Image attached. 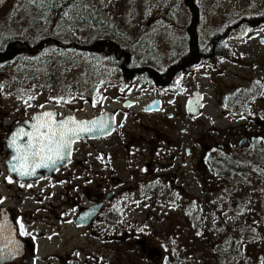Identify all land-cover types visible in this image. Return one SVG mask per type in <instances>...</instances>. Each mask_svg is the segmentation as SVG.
<instances>
[{"label":"rangeland","instance_id":"1","mask_svg":"<svg viewBox=\"0 0 264 264\" xmlns=\"http://www.w3.org/2000/svg\"><path fill=\"white\" fill-rule=\"evenodd\" d=\"M69 2L58 4L64 6L59 9L58 27L62 31L78 5L71 7ZM95 2L103 5L104 15L135 47L130 64L148 76L155 75L152 70L164 72L162 66L176 63L186 49L191 15L184 0L91 1ZM201 2V35L221 36L235 59L222 60L219 68L202 64L198 73L175 76L179 101L177 117L172 119L146 115L145 107L161 94L145 73L132 78V89L124 90L119 64L111 59L49 49L33 59L0 64V198L21 216L33 211L25 220L30 217L38 232L46 235L39 241V264H264V181L257 183L248 176L249 184L236 186L211 164L215 151L220 150L223 158L228 145L237 148L232 156L235 162L243 163L244 151L238 147L249 132L264 145V45L259 41L264 38V26L245 24L264 15V0ZM36 3L0 0V42L21 31L35 14ZM54 24L57 28L55 19ZM225 28L232 30L224 32ZM256 33L259 36L251 40ZM195 92L205 97L199 119L190 118L184 108ZM121 95L135 106L125 108ZM57 97L62 99L57 101ZM52 108L80 119L93 118L101 111L120 112L114 138L78 147L77 152L112 154L117 159L114 168L126 184L136 186L130 174L152 164L141 173L153 189L152 200L140 204L132 190V196L123 198L120 206L122 212L125 209L124 216L132 220L130 226L139 229L130 241H103L99 230L78 229L71 219L79 203V194L74 191L51 184L46 192L53 197L47 199L50 204L45 207L36 195L19 193L7 179L3 169L8 152L1 149L2 140L16 125ZM248 117L259 119V127L248 124ZM196 141L206 150V160L199 165L185 158V149ZM208 146L212 151L206 149ZM174 156L180 158L174 160ZM119 221L128 222L125 218ZM123 226L118 238L126 232ZM34 230L28 227L27 231L40 237ZM250 234L256 241H248L245 235ZM241 236L247 243L242 250L245 257L237 251Z\"/></svg>","mask_w":264,"mask_h":264},{"label":"trees","instance_id":"2","mask_svg":"<svg viewBox=\"0 0 264 264\" xmlns=\"http://www.w3.org/2000/svg\"><path fill=\"white\" fill-rule=\"evenodd\" d=\"M64 1L65 4H68L69 0H36L37 3L34 4L36 12L27 20V24L21 28L19 33L0 42V64H12L24 58L33 59V57L40 56L49 49H57L114 60L119 64L118 75L122 77V81L125 83L145 73V71L142 72L140 68L133 67L130 64L131 59L129 57L134 52L133 49L135 47L127 40L124 34H119L111 18L104 15L102 11L103 5H99L97 2L92 4V0H70L69 4L71 3V7H74L75 3L78 5L73 8L71 18L66 20V26H64L63 31L60 30L58 25L61 16L59 9L61 7L58 4L59 2L64 4ZM184 1L191 15V25L187 30L189 34L187 47L182 54L178 55L180 61L178 60L177 63L182 67V73H188L189 68L193 64L205 63L215 66L219 65L222 60H234L235 58H233V54L230 51L231 48L224 44L226 40L222 39L221 36L214 35L210 38H204L201 35L199 30L202 25L201 22H203L200 12L203 10L202 0ZM54 14L59 15L54 18ZM263 16L257 19L251 18L245 24L252 28L264 26ZM54 19L58 22L57 28H55ZM231 30L230 28H225L223 31L228 32ZM178 64L173 66L177 67ZM152 72L155 75L157 74V76L152 74L151 76L159 84L169 82L172 78L170 74H162L158 69L156 71L152 70ZM245 99L247 100V97ZM234 158L227 157L225 154L221 158L219 154H215V157L211 159V164L217 165L221 175L231 180L236 186L249 184L250 178L257 180V183H259V179L264 181V145H259V142L254 140L251 146L244 149V157L242 158L246 159L243 163H236ZM244 176H250V178L248 177L249 179H247ZM124 224L127 232L119 240L130 241L131 237L137 234L138 227L136 228L135 225L130 226L128 222L124 221L110 223V227L112 229H115V227L124 228ZM128 231L132 232L130 239L126 236ZM245 236H248L250 243L256 241L254 235ZM240 240L241 242H238L240 243V248L237 251L241 254L240 256L245 257L242 250L247 248V243L242 241V236Z\"/></svg>","mask_w":264,"mask_h":264},{"label":"flooded vegetation","instance_id":"3","mask_svg":"<svg viewBox=\"0 0 264 264\" xmlns=\"http://www.w3.org/2000/svg\"><path fill=\"white\" fill-rule=\"evenodd\" d=\"M173 63V62H171ZM193 67H190L194 73H198V68L200 66L199 63L193 64ZM165 73H178L181 67H174L173 65L169 64V62L163 66ZM181 76V74H179ZM178 76V77H179ZM194 75L190 76L193 77ZM208 78V74L205 75ZM178 78L173 79L170 82L158 84V82L153 78L154 88L156 91L161 94L160 97L154 98L152 100L156 101L159 100V111L153 113H147L148 116L159 115V117H165L168 119H172L177 117V108L176 105L178 104L179 99L177 98V88L179 87V80ZM132 89V85L129 83L126 84L124 90L129 91ZM176 91V92H175ZM169 94V95H168ZM121 101L123 102V106L127 102V98L125 95H121ZM189 99V98H188ZM187 99V101H188ZM187 101L185 107L187 105ZM184 107V108H185ZM186 110V108H185ZM109 111H101L97 115L104 114ZM117 117L119 118L120 112H115ZM96 115V116H97ZM180 117V116H179ZM191 118V117H190ZM247 123H252L259 127V119H253L252 117H248L246 119ZM185 130H183V133ZM115 134L110 135L108 137H101L96 140H84L81 141L75 147L74 154L72 155L73 158L70 162V165L62 168L56 175L50 178H45L41 180H27V181H18L13 177L11 178V182L14 186H16L19 193L23 194H32L36 195V198L39 199V204H43V206L47 207V199L53 197V193L48 194L46 191L51 184L63 186V188L69 190L70 192L74 191L75 193L79 194V198L77 201V208L72 213V223H75L78 229H90L95 233L96 230H99L103 233V225L106 222H113L118 220L119 216V205L123 204V198L131 197L130 194L135 192V198H137L138 203L146 204L148 201L152 200L153 189L151 185L146 183L145 177L142 176V171L145 168H149L152 166L151 163L148 166H144L143 170L139 167L135 170V172L131 173L130 176L135 180L136 186H132L133 184L128 183L127 181L121 178L120 172L116 171L114 165L117 163V159L115 156L107 154L104 151H83L80 154L77 152L78 147L90 145L93 146L96 143H102L108 140H111L116 136ZM256 138V135L249 132V136L244 138L245 144H240L238 147L240 151H244V149L248 148L252 145L253 139ZM197 148H199L197 150ZM1 149L6 150L8 152V138L2 140ZM205 147L201 146V143L198 141L192 142V146L185 149V158L191 159L197 165L200 162H204L206 160V150ZM209 151H212L213 147L208 146L206 148ZM237 148L232 145H228L225 149V153L227 157L234 156ZM79 154V156H78ZM8 155L5 157L4 160V172L6 177L8 178ZM174 160L180 158L173 157ZM127 160L129 157L127 156ZM79 170V171H78ZM140 171V172H139ZM139 172V173H138ZM126 184V185H125ZM31 185V187H29ZM52 187V186H51ZM121 187V189H120ZM84 199V200H82ZM2 201H4L2 199ZM128 203V201H126ZM124 201V203H126ZM133 204L131 201L129 202ZM127 205V204H126ZM82 211H86L91 214H96L95 217L91 220V225L85 227H78L77 226V219L81 215ZM30 215L33 216V211H27L23 213V216L19 215V211L16 208H11L7 206L5 203L0 202V224L3 225L1 229V233H7L8 230L15 233L12 250V254L19 255L18 257L14 258L13 260L7 261V257L0 256V264H39L41 256L38 253L41 250L40 242L46 235L45 233L38 232V227H34V223L30 220V217L27 218L29 220H25V217ZM125 217L130 219L126 214ZM51 218L48 217L47 219ZM39 220V219H38ZM90 220V219H89ZM47 222V221H46ZM20 223L23 224L24 230L27 235L20 234ZM28 227L35 229V232H38L40 237H37V233H28ZM107 231L110 230V226L107 225ZM0 233V234H1ZM116 235V233H114ZM101 237V235H100ZM7 239L6 237L3 241H0V247L5 252H7ZM21 245L16 247V245Z\"/></svg>","mask_w":264,"mask_h":264},{"label":"snow or ice","instance_id":"4","mask_svg":"<svg viewBox=\"0 0 264 264\" xmlns=\"http://www.w3.org/2000/svg\"><path fill=\"white\" fill-rule=\"evenodd\" d=\"M64 15L67 16L68 13L65 12ZM54 99L59 101L62 98ZM41 107L43 106L41 105ZM53 117L54 113L44 112L33 118L36 122L32 125V131H25L24 128H20L13 133L10 139V147L15 150L12 159L16 163L12 166L11 171L20 176H31L35 174L36 168L55 164L64 158L65 152L70 150L74 138L79 137L81 133L93 131V125L97 123L95 121L91 123L77 121L72 117L55 121ZM41 129H47V131L43 132ZM24 136L28 137L27 143L19 142ZM7 179L11 183V178L8 177ZM0 202H2V198H0ZM19 227L20 234L27 235L22 223ZM2 228L3 225L0 224V229ZM16 247L18 248V244Z\"/></svg>","mask_w":264,"mask_h":264},{"label":"water","instance_id":"5","mask_svg":"<svg viewBox=\"0 0 264 264\" xmlns=\"http://www.w3.org/2000/svg\"><path fill=\"white\" fill-rule=\"evenodd\" d=\"M262 42V44H264V39L260 40ZM0 88H1V84H0ZM203 95L200 94L199 92L195 93L194 96L189 100L188 103V107H186L188 109V113L192 116H194L195 118L200 117L202 114V109L204 107L203 104ZM156 103V102H155ZM153 103L151 104L149 107H147V111H154V110H159V102H157L156 104ZM45 112H52L54 113V120L57 121L58 118V112L55 110H51V111H45ZM44 112L41 113H37L33 116L36 117L39 114H42ZM69 117L75 118V120L77 121H83V122H88L91 123L93 121L97 122L96 124L93 125V131L91 132H87V133H81L79 137L74 138L73 143L71 144L70 150L68 152H65L63 154L64 158L62 160H58L55 164H49L47 167H38L35 169V174L31 175V176H20L18 175L16 172L11 171L12 166L16 163V161H14L12 159V156L15 155V150L10 147V139L13 135L14 132H16L18 129L20 128H24L25 131H32V125L36 122L34 119L32 121H28L24 123V126H20L18 128H16L10 135L9 140H8V150H9V157L8 159V169L9 170V174L13 177H15L18 181H23V180H39V179H43L44 177L49 178L54 176L62 167L67 166L70 161H71V155L73 153V148L75 143L79 142L80 140H85V139H97L103 136H110V134L112 135L113 132H115L116 127H117V119H116V115L114 113H105L101 116L95 117L93 119L88 120H78L75 116L73 115H68L65 117L66 120ZM41 131L46 132L47 129H41ZM28 137L24 136L21 138V140L19 142L21 143H27ZM244 143V142H243ZM96 215V214H94ZM87 216V212L86 211H82L81 216L79 217L78 220V224L81 226L84 225H88L90 224V221H86L85 218ZM84 218V219H83ZM0 233H1V229H0ZM14 236L15 233H13V231L11 230V232L8 230L7 233L2 232L0 234V241L6 237L7 239V252H5L3 249H1L0 247V256L3 257H7L4 259H7V261L13 260L14 258L18 257L19 255H15L12 254V245H13V240H14ZM21 246V245H18ZM11 252V254H10Z\"/></svg>","mask_w":264,"mask_h":264}]
</instances>
